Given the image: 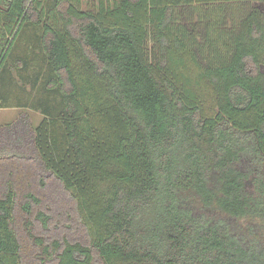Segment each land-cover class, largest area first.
<instances>
[{"label": "trees", "instance_id": "1", "mask_svg": "<svg viewBox=\"0 0 264 264\" xmlns=\"http://www.w3.org/2000/svg\"><path fill=\"white\" fill-rule=\"evenodd\" d=\"M81 2L0 0V264H264V0Z\"/></svg>", "mask_w": 264, "mask_h": 264}, {"label": "rangeland", "instance_id": "2", "mask_svg": "<svg viewBox=\"0 0 264 264\" xmlns=\"http://www.w3.org/2000/svg\"><path fill=\"white\" fill-rule=\"evenodd\" d=\"M81 7L82 8H88V7H91L94 3H96L97 0H81ZM257 5L262 11H263V14H264V3H252V5ZM20 49H23V45L20 43ZM262 71L264 72V66L261 68ZM15 78V75L13 76ZM6 83H4V86L0 89V91L2 92V94H8L10 97H9V101H8V104H6L7 106L3 105V102H2V107H0V125H4V124H7V123H10L12 121H14L18 115L20 114V112L22 110H25L23 108H18V107H15L14 105L16 104V92L11 90L10 87H8L7 85H5ZM26 90L29 89V85H26ZM20 95V94H19ZM2 101V100H1ZM0 101V103H1ZM28 111L29 113H31L32 117H33V124L34 125H37L39 123V121L42 119V115L39 114L38 111H32V110H26ZM53 228L51 227L50 228V231H52Z\"/></svg>", "mask_w": 264, "mask_h": 264}]
</instances>
